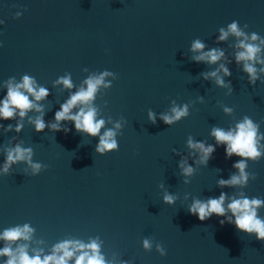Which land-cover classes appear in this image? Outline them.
Returning <instances> with one entry per match:
<instances>
[{"label":"water","instance_id":"water-1","mask_svg":"<svg viewBox=\"0 0 264 264\" xmlns=\"http://www.w3.org/2000/svg\"><path fill=\"white\" fill-rule=\"evenodd\" d=\"M17 12L20 17L13 18ZM0 20V100L9 80L15 85L25 74L50 93L42 101L33 100L42 111L30 110L20 133L0 129V168L6 149L16 143L33 149V162L47 165L35 176L23 162L13 164L8 174L0 172V233L24 224L34 230L30 240L20 239L10 247L27 244L30 256L42 249L43 258L57 242L88 243L98 237L109 264H264V241L233 224L221 225L223 217L212 215L201 222L187 211L194 198H215L221 191L229 196L244 191L249 198L264 199V156L247 162L246 171L256 179L250 177L244 189H221L216 181L228 179L240 158L226 159L220 145L204 166L195 162L198 153L186 146L189 135L194 142L215 146L211 128L227 130L245 115L260 123L264 133V73L250 85L242 64L233 61L242 50L235 47L240 38L229 34L216 42L218 29L227 30L233 20L247 35L256 32L264 38V0H0ZM195 39L205 44L202 51L218 47L225 56L213 65L192 61L199 54L190 50ZM246 42L259 44L264 59V44ZM221 63L232 73H218L225 83L231 81V94L200 75ZM104 70L117 78L105 77L112 86H101L94 104L97 118L105 119L101 134L124 118L117 130V151L96 154L98 137L76 132L71 122L67 134L34 131L28 117L43 114L50 122L70 92L88 75ZM66 73L74 84L71 90L55 84ZM185 103L188 117L170 126L160 121L162 113ZM225 106L233 112L225 114ZM149 109L156 115L155 125L148 121ZM18 118L0 124L15 126ZM260 143L264 145V139ZM181 156L194 168L190 177L180 175ZM165 192L176 197L174 204L162 202ZM228 203L226 199L225 206ZM258 215L264 218V207ZM143 238L161 243L166 254L160 256L155 245L145 252ZM4 246L0 240V248ZM8 258L0 256V264Z\"/></svg>","mask_w":264,"mask_h":264},{"label":"clouds","instance_id":"clouds-1","mask_svg":"<svg viewBox=\"0 0 264 264\" xmlns=\"http://www.w3.org/2000/svg\"><path fill=\"white\" fill-rule=\"evenodd\" d=\"M20 15L21 12H17L13 18H19ZM3 23L0 20V24ZM243 27L248 28V25L244 24ZM218 31L217 43L225 41L229 34L240 38L235 47L242 50L235 53L233 61L237 65L242 64L241 71L246 74L247 82L250 85H255L259 80L258 73H264V67L259 68V70L256 67L257 64L264 65V59L259 55L262 49L259 44L246 41L259 40L261 44H264V38L256 32H251L250 36L247 35L236 20L227 24V30L221 27ZM204 48L205 44L200 39H195L192 42L190 50L199 53L191 57L192 61L213 65L225 56V53L218 47L209 48L206 52L202 51ZM233 61H228V63H232ZM82 71L87 72L88 69L84 68ZM218 73H223V76L232 75L230 69L223 63L219 64L214 70L202 72L200 75L205 81L214 79V83L218 87L228 88V94H231L233 92L231 81L225 83L223 77L218 75ZM106 76H113L114 80L117 78L115 73L108 70L100 71L99 74L88 75L83 80L82 85L74 92H70L69 96L59 104V110L55 111L54 117L50 122L44 120L43 114L36 116L35 119L28 117L34 131L39 133L47 128L52 133L62 131L67 134L69 132L67 124L71 122L76 132L88 137H98V143L95 146L96 154L104 155L117 151L119 148L116 139L117 130H120L124 125V118L121 117L112 128L106 129L101 134V129L105 125V119L97 118L98 109L94 104L99 88L103 86L105 89H109L112 86V81L105 82ZM55 84L63 85L65 89L69 90L74 87L70 73L57 78ZM49 94L47 88L37 86L35 78L28 74L23 75L22 82L15 85L12 84L10 79L4 99L0 100V120H12L17 116L19 118L16 120L15 126L13 124H8L7 126L0 124V129H2L3 133L9 131H14L17 134L20 133L23 129L22 121L27 113L33 109L37 112L42 111L43 106L34 103L33 100L36 102L42 101ZM29 96L33 97V99H29ZM105 103L107 104V101ZM172 103L175 105V101H172ZM74 108L77 109L75 112H73ZM188 109L189 105L187 103L173 106L170 114L162 113L159 119L165 125L170 126L182 118L188 117ZM223 112L231 114L233 108L225 106L223 107ZM147 117L151 124H156V115L151 109L147 111ZM259 128L260 123L254 122L245 115L236 122L234 127H229L227 130L217 126L211 128L210 136L215 141V146L213 144H206L203 141L194 142L191 135L187 137L186 146L189 150L198 153V160L195 162L206 166L212 158L216 146L223 145L226 159L234 155L240 159L232 165V168L236 171L228 179H218L216 186L221 189L240 186L244 189L250 177L252 180L256 179L255 173L246 171L248 167L247 162L259 161L264 156V145L260 143L261 139H264V133H261ZM12 139H15V137ZM172 151L176 152L175 149ZM191 151L189 154H191ZM177 154L179 155V153ZM32 156L33 149L31 147H22L20 143H16L14 147L6 149V156L0 172L8 174L13 164L23 162L31 168V175L35 176L44 171L47 165L33 162ZM178 167L181 170L180 175L183 177H190L194 172V168L188 164L183 156H181L178 162ZM182 182L188 184L190 180L184 179ZM226 199L229 201L227 206H225ZM175 200L176 197L174 195L165 192L162 202L172 205L175 203ZM262 207H264V199L258 197L249 198L245 195L244 191L234 196H229L226 192L221 191L219 196L215 198L209 197L205 200L194 198L188 206L187 211L190 215H195L201 222L209 219L212 215L223 217V219L219 220L221 225L225 223L233 224L238 231L249 236L254 235L257 240L264 241V218L258 215V210ZM33 231L28 224H24L23 227L7 228L0 233V240L5 242V246L0 248V256L9 257L4 261V264H69V260H73V264H109L100 251L101 242H99L98 237L90 238L88 243L80 240L57 242L52 246L50 254L44 255L43 258L40 255L43 251L42 249L34 250V254L30 256L27 252V244L17 245L15 249L9 246L20 239L25 241L30 240ZM153 245H155V251L160 256L163 257L166 254V250L161 243L154 241L152 238H143L141 240V247L145 252L151 251ZM76 253H79V255H76ZM120 264H129V262L121 261Z\"/></svg>","mask_w":264,"mask_h":264}]
</instances>
